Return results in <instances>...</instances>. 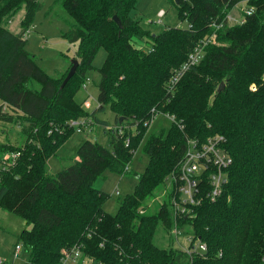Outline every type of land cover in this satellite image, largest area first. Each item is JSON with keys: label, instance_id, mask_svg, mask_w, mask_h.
Instances as JSON below:
<instances>
[{"label": "trees", "instance_id": "trees-1", "mask_svg": "<svg viewBox=\"0 0 264 264\" xmlns=\"http://www.w3.org/2000/svg\"><path fill=\"white\" fill-rule=\"evenodd\" d=\"M170 1L187 26L154 32L131 14L137 0H62L73 24L61 35L76 43L78 66L60 87L68 70L60 76L46 73L25 48L23 35L40 3L0 0V120L21 121L26 134L21 146L0 143V155L20 150L13 166L0 172V207L27 224L16 236L28 255L24 264H60L62 250L77 247L90 264H264V0H248L254 12L244 23L220 29L216 44L206 45L203 58L169 92L171 70L212 31L211 19L235 0ZM22 5L21 31L6 28L8 13ZM100 49L104 58L95 66ZM91 70L100 75L99 106L85 111L75 95ZM31 81L37 86L30 87ZM4 104L16 113L3 111ZM105 107L132 129L111 134L110 147L84 139L77 158L50 173L46 160L74 133L66 125L47 133L51 123L89 115L102 126L95 114ZM152 108L175 119L145 139L148 162L134 171L132 192L111 214L102 207L108 194L93 182L106 169L127 172ZM213 134L222 136L232 162L221 196L204 199L190 218L205 251L159 247L153 235L159 225H171L169 206L165 202L148 215L139 207L147 208L144 199L177 168L186 138L203 141Z\"/></svg>", "mask_w": 264, "mask_h": 264}, {"label": "rangeland", "instance_id": "rangeland-1", "mask_svg": "<svg viewBox=\"0 0 264 264\" xmlns=\"http://www.w3.org/2000/svg\"><path fill=\"white\" fill-rule=\"evenodd\" d=\"M40 3V8L33 12V17L31 19V24L27 26L24 32L23 38H25V48L34 55L36 63L41 67L46 73L52 76H60L66 72L71 64V59L74 57L75 42H67L63 37L62 33L69 30L73 24L72 18L64 11L61 6L62 0H35ZM160 9H164L165 13L162 16V22L160 24H154L147 22V19H155L157 17V12ZM25 10L23 5L13 12H9L6 16V21L4 26L15 32L21 31L22 21L25 15ZM131 14L139 19L140 25L144 28H148L154 32L160 31L162 27L165 26H180L186 27L187 23L180 20L177 16V11L175 6L170 0H137L134 9H132ZM139 46H147L145 44L136 43ZM104 51L100 49L93 60L95 66L100 65L104 58ZM86 77L89 80H85V88L82 87L78 90L75 95V99L78 102H82V108L85 111H91L93 108L98 107L99 103L96 99L98 93L97 83L99 81L100 75L97 71H88ZM30 87H36L37 84L34 82H29ZM1 102V101H0ZM3 111L8 113H16V110L10 108L9 105L4 104ZM100 117H104L108 121L114 122L113 113L106 107L100 113ZM171 123V120L164 113H158L153 118V120L148 124L147 132L142 140L141 145L133 152L131 162L127 172L122 174H117L108 169L104 170L103 173L94 180L93 185L95 188L106 192L108 194L107 199L102 205L103 209L107 212L113 214L117 210V204L121 197L131 193L134 185L137 181V176L134 171L141 172L147 164V156L142 150V144L145 139L151 133H158L161 129H166ZM127 128H131L127 122ZM25 126V125H24ZM23 124L21 121H11L6 122L0 120V143L21 146L25 139L26 134L23 133ZM125 128V129H127ZM124 129V130H125ZM74 130V129H73ZM93 130L97 132L98 137L96 138L98 142L107 147L109 146L110 133L97 123L94 125ZM123 130V131H124ZM94 134L91 132L72 133L70 140H65L63 143L59 144L55 154L48 157L50 158L47 170L51 172H56L62 167L70 165L73 160L77 158V146L81 140L94 138ZM94 140V139H93ZM62 145V146H61ZM15 150V149H14ZM12 150H6L5 153H9ZM20 151V150H19ZM3 152V153H4ZM2 155V154H1ZM0 155V156H1ZM47 161V160H46ZM164 181L162 185L153 190L149 197H146L143 201L146 204V215L156 212L161 206V202L164 200L165 195L163 194ZM142 207V206H140ZM139 207V208H140ZM24 220L17 216L15 213L3 210L0 207V258L6 259L7 264H24L28 255L25 253L23 246L22 250L18 253V257H13L11 255V250L13 249L16 242V236L18 232L25 228ZM185 229L189 230V226L186 225ZM154 242L157 246L162 248H178L186 249L187 244L182 239L183 236L179 237V241L183 244L176 245V240L174 235L171 233V229L168 226L159 225L154 232ZM62 264H90L85 260L84 256L77 257L76 259H67L66 261H61ZM60 263V264H61Z\"/></svg>", "mask_w": 264, "mask_h": 264}, {"label": "built area", "instance_id": "built-area-1", "mask_svg": "<svg viewBox=\"0 0 264 264\" xmlns=\"http://www.w3.org/2000/svg\"><path fill=\"white\" fill-rule=\"evenodd\" d=\"M254 10L255 6L252 4L249 5L248 0H235L229 8L224 9L220 16L217 15L212 18L210 21L212 31L196 41L191 50L187 53L186 59L171 70L165 83L166 90L169 92L173 91L174 87L177 85V81L184 72H186L191 65L197 64L203 58L206 45L216 44V34L220 29L244 23L246 17L250 16ZM164 13V9H160L157 12V17L155 19L148 18L147 22L160 24ZM148 49L151 48L149 47ZM89 79V77H86V80ZM82 87L85 88L84 83H82ZM153 111L152 108L151 117L147 121L149 123L156 114H158V112ZM164 115L167 114L164 113ZM167 117L170 118L171 122L175 119L173 115H167ZM95 124L93 117L87 115L67 120L64 125H53L51 123L47 133H50L51 130L61 131L65 125L70 128L73 127L75 132L87 133L93 131ZM102 126L110 135H121L124 133L123 130L127 128L124 122ZM125 142H128V138L125 139ZM186 144V150L179 159L177 168L168 173L164 179L162 190H164L163 194L165 198L161 204L166 202L169 206L172 220L169 227L172 235L175 237L176 245L179 246L183 244L179 241V237L183 236L182 239L187 244V248L183 250L190 254L196 251H205V244L201 241L199 236L193 235L190 218L195 213V207L200 205L204 199L214 201L221 196L223 193V186L228 178L227 168L232 162V158L224 146L222 136L218 134L209 135L203 141H199L196 138H186ZM19 155V150L2 153L0 156V172L11 168ZM146 209L147 208L140 207L138 211L140 214H145ZM186 225L189 226V230L185 229ZM21 250V242H16L11 250V255L14 258L18 257V253ZM62 254L63 257L61 261H66L70 258L76 259L77 257L83 256L78 247L69 250L63 249ZM84 258L89 262L87 257ZM0 264H7L6 259L0 258ZM95 264L103 263L96 261Z\"/></svg>", "mask_w": 264, "mask_h": 264}, {"label": "water", "instance_id": "water-1", "mask_svg": "<svg viewBox=\"0 0 264 264\" xmlns=\"http://www.w3.org/2000/svg\"><path fill=\"white\" fill-rule=\"evenodd\" d=\"M113 20L116 22V24L121 27L120 25V21L118 19V17L116 15L113 16ZM78 66V60L76 58H72L71 59V65L67 71V74L66 76L64 77V79L62 80L61 84H60V87H62L70 78L71 76L75 73V69L76 67ZM224 83L223 82H220V85H219V88L217 89L218 91L222 89ZM124 118L122 116H120L118 118V122H121Z\"/></svg>", "mask_w": 264, "mask_h": 264}, {"label": "crops", "instance_id": "crops-1", "mask_svg": "<svg viewBox=\"0 0 264 264\" xmlns=\"http://www.w3.org/2000/svg\"><path fill=\"white\" fill-rule=\"evenodd\" d=\"M141 42H143V41H141ZM105 108H106V107H105ZM105 108H104V110H105ZM102 111H103V110H102ZM102 111H101V112H102ZM101 112L96 113V114H95V117H97V118L100 119V120H104V125H113V124L117 123V122L115 121V116H114V115H113L114 122H111V121H108L107 119H105L104 117H100V113H101ZM95 131H96V130H95ZM95 131H94V130L92 131V133L94 134L93 136L95 137L94 140L98 141L96 138L98 137L99 134H97V132H95ZM70 139H71V137H70L68 140H70ZM89 139L93 140L92 138H89ZM68 140H67V141H68ZM83 140H84V138L81 140V142H82ZM81 142H80V143H81ZM80 143H79V144H80ZM79 144H78V145H79ZM61 146H62V145H61ZM49 161H50V158H48L47 161H46L47 166H48V164H49ZM58 170H59V169H58ZM56 172H57V170H56ZM51 173H55V172H51Z\"/></svg>", "mask_w": 264, "mask_h": 264}]
</instances>
